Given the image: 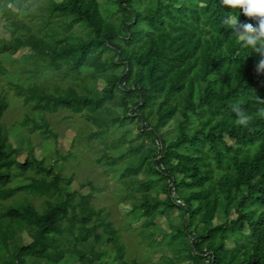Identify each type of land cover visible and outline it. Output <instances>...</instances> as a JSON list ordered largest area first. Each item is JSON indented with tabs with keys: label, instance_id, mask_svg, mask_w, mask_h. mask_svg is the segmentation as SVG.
I'll return each instance as SVG.
<instances>
[{
	"label": "trees",
	"instance_id": "16d2710c",
	"mask_svg": "<svg viewBox=\"0 0 264 264\" xmlns=\"http://www.w3.org/2000/svg\"><path fill=\"white\" fill-rule=\"evenodd\" d=\"M23 1L0 0L11 33L0 53L28 46L33 55L46 54L53 73L81 90L69 85L50 92L31 84L37 77L27 74L30 84L12 83L15 94L32 111L66 108L92 122L90 138L108 146L110 156L103 150L115 172L113 165L128 159L118 176L131 174L124 181L127 213L144 217L140 228L150 236L157 216L169 221L170 231L159 228L172 253L156 263L264 264V71L256 70L259 54L242 47L223 22L235 16L242 28L257 21L221 8L219 0H33L31 12ZM104 4H111L107 12ZM97 79L105 82L100 90ZM8 106L0 97V119ZM233 106L251 118L247 125L236 123ZM115 133L118 141H109L106 135ZM8 136L0 126V199L30 191L45 197V208L27 204L4 211L3 218L27 228L31 241L3 264H94L102 256L95 245L104 241L116 246L121 260L123 245L92 204V192L73 191L72 176L45 167L31 150L19 161L22 149ZM13 166L37 175L8 187ZM174 209L177 215L170 216Z\"/></svg>",
	"mask_w": 264,
	"mask_h": 264
},
{
	"label": "rangeland",
	"instance_id": "374dc122",
	"mask_svg": "<svg viewBox=\"0 0 264 264\" xmlns=\"http://www.w3.org/2000/svg\"><path fill=\"white\" fill-rule=\"evenodd\" d=\"M60 1V0H56ZM100 3H107L109 0H98ZM16 10L11 3L8 4ZM22 7L26 12L35 9L33 0H24ZM111 4L103 5L107 12ZM28 21V18L25 17ZM36 20V19H35ZM33 20V21H35ZM78 31L76 25L72 28ZM11 33L5 27V20L0 12V46L3 41L10 39ZM33 51L28 46L20 47L16 53H0V97L8 102V109L0 119V126L8 132L9 142L22 149L16 156L19 161H24L31 150L37 159L43 158L45 167H53L60 170L65 176H72L71 189L80 194L92 192V204L96 208L103 210L104 219L111 223L118 237V242L123 245V257L121 260H136L142 264H155L158 260L165 262V258L172 253V246L169 243V237L165 231H170L167 217L159 215L155 219L152 236L143 234L141 223L144 217L133 219L130 210L131 200L124 196L126 188L124 181L129 180L131 174L119 179V174L125 171L128 159L123 157L112 168L108 146L102 143L99 138H90V132L96 129L92 122L83 115L76 114L66 108H58L56 111H32L31 108L22 102L15 94L14 82L22 81L24 84H30L27 74L36 80L31 83L43 86L50 92L62 91L67 86L73 85L76 90L81 89L75 86L70 80L60 79L59 74H54L50 67V56L33 55ZM65 69V66L62 67ZM255 71V65L252 68ZM89 79H86V82ZM22 82H19L20 84ZM91 86V82L87 83ZM105 85L102 79H97L96 88L100 90ZM172 122L165 130L171 131ZM45 129L51 132H43ZM131 132L134 135L136 128L132 127ZM111 142L118 141L119 133L106 135ZM231 144L232 140L226 138ZM32 148V149H31ZM103 149H106L107 156ZM12 182L8 187L19 186L29 180L31 174L37 175L35 171L28 170L23 173L17 166L10 170ZM127 174V173H126ZM143 171L137 174V178H143ZM1 188V187H0ZM136 195H139L136 192ZM152 195H157L152 193ZM160 199H165V194L158 195ZM45 197H41L30 191H17L7 199H0V264L4 260L13 256L16 250L23 244H28L31 239L26 233L27 228L20 226L16 220L8 221L2 214L6 209L21 207L31 204L37 211L44 210ZM178 209H174L169 215L175 216ZM234 213L231 217H234ZM179 219L174 223L177 224ZM218 222V220H214ZM164 230H162L161 228ZM101 234H106L101 228L98 230ZM108 235V234H107ZM227 242V246H231ZM96 251L101 253V258L96 259L94 264H121L117 258V248L112 242L104 241L95 245ZM65 264H80L79 261H65ZM157 264V263H156ZM179 264H192L189 261H183Z\"/></svg>",
	"mask_w": 264,
	"mask_h": 264
},
{
	"label": "clouds",
	"instance_id": "9594fccd",
	"mask_svg": "<svg viewBox=\"0 0 264 264\" xmlns=\"http://www.w3.org/2000/svg\"><path fill=\"white\" fill-rule=\"evenodd\" d=\"M221 8H228L229 10L242 11L246 18L256 20L254 26L251 23L244 24L242 28L238 27L237 17L229 16L224 19V24L233 29L236 33L237 42L242 47L251 48L260 56L259 62L256 66L257 72L264 71V0H219ZM238 119V125H247L250 117L246 115L238 106H233L232 109ZM264 113V109L261 110Z\"/></svg>",
	"mask_w": 264,
	"mask_h": 264
},
{
	"label": "built area",
	"instance_id": "2783aa9c",
	"mask_svg": "<svg viewBox=\"0 0 264 264\" xmlns=\"http://www.w3.org/2000/svg\"><path fill=\"white\" fill-rule=\"evenodd\" d=\"M175 202H176V203H182V202H181V199H179V198L176 197V196H175Z\"/></svg>",
	"mask_w": 264,
	"mask_h": 264
}]
</instances>
